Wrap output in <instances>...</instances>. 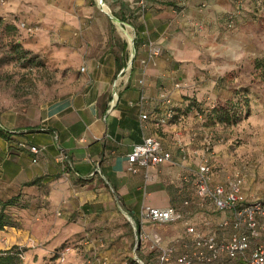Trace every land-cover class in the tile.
<instances>
[{
	"label": "crops",
	"instance_id": "0c3cea01",
	"mask_svg": "<svg viewBox=\"0 0 264 264\" xmlns=\"http://www.w3.org/2000/svg\"><path fill=\"white\" fill-rule=\"evenodd\" d=\"M102 1L95 0L101 13L86 5L61 11L57 27L67 45L77 47L71 49L69 88L32 110L27 122L2 127L10 134L0 135V181L19 188L24 198L32 193L30 200L40 206L35 210L39 216L44 207L54 209L60 201H66L67 209L76 201L86 207V198L96 196L88 190L96 179L107 185L113 198L137 221L144 206L179 205L182 182L178 176L194 168L190 163L193 145L184 146L188 135L180 132V127L186 130L182 125L187 111L194 108L182 96L195 89V72L230 65L219 57L229 58L225 54L229 35L222 26L227 3L208 0L201 7L199 0H144L142 7L138 0ZM105 3L117 20L131 28L134 43L127 80L115 98L110 95L111 82L127 61L126 47L109 32ZM117 30L125 38L124 30ZM147 41L160 50L152 59L146 58ZM80 66L83 71L78 70ZM161 93L170 97L172 118L156 126L153 119L165 110L159 101ZM142 113L146 119H140ZM0 120L6 121L5 117ZM149 135L158 138L171 161L128 173L126 153ZM20 140L41 146L42 151L33 155L17 149ZM185 153L187 160L182 161ZM28 181L32 184L22 185ZM141 227L146 232L156 230L146 220ZM5 229H0V235ZM162 232L164 241L177 234L174 228Z\"/></svg>",
	"mask_w": 264,
	"mask_h": 264
},
{
	"label": "rangeland",
	"instance_id": "374dc122",
	"mask_svg": "<svg viewBox=\"0 0 264 264\" xmlns=\"http://www.w3.org/2000/svg\"><path fill=\"white\" fill-rule=\"evenodd\" d=\"M81 1L0 0V117L6 119L0 120V131L4 132V123L27 122L32 110L69 88L68 74L73 73L71 49L77 47L67 45L57 22L61 11L71 6L100 10L95 0ZM206 1L199 0L200 6L205 7ZM215 1L228 6L222 26L229 35L225 51L229 58L219 57L230 65L195 72V89L182 96L194 108L187 111L182 125L186 130L180 127V132L188 135L183 145H193L190 163L194 168L178 176L182 182L178 194L181 199L192 196L191 173L205 160L211 169V183L223 182L236 173L242 177L248 200H264V66L254 67L255 59H264V0ZM107 8L109 32L124 44L128 60L133 41L129 45L120 35L117 28L121 21H112L108 16L113 15L112 10ZM228 15L231 26L225 28ZM126 27L132 38L131 28ZM212 107L230 110L232 121L214 122L209 118ZM181 160H187V156ZM88 190L96 196L86 198V207H81L84 202L76 201L64 208L66 201L61 198L65 202L60 201L54 209L44 207L39 216L35 210L40 206L30 200L32 193L24 198L19 188L0 181V211L15 223L5 226L0 235L6 240L0 239V250L18 251L17 264H139L133 255L143 264H152L153 257L145 244L134 246L132 225L124 213L130 214L113 198L107 185L96 179ZM194 213L195 221L205 229L225 216L209 205ZM165 228H174L176 236L182 235L181 227L175 224H155L153 231L162 236Z\"/></svg>",
	"mask_w": 264,
	"mask_h": 264
},
{
	"label": "built area",
	"instance_id": "2783aa9c",
	"mask_svg": "<svg viewBox=\"0 0 264 264\" xmlns=\"http://www.w3.org/2000/svg\"><path fill=\"white\" fill-rule=\"evenodd\" d=\"M137 3L142 7L145 4L144 0H138ZM225 21V28H229L230 15ZM120 24L126 27L124 22L121 21ZM121 25L119 29L125 30ZM20 26L23 27L24 24L20 23ZM132 41L133 35L130 37V42ZM159 52L156 45L147 41V59H152ZM144 62L142 59L141 63ZM129 66L130 62L127 60L111 82L112 98L116 97L118 88L126 82ZM83 69L84 67L80 66L78 70ZM159 101L165 106V110L162 116L153 119L156 126L166 124L172 118L168 94L161 93ZM146 118V114L140 115L141 120ZM15 146L33 155L43 148L21 140L17 141ZM58 158L62 161V151H59ZM125 158L126 171L130 174H136L140 168L146 169L171 161L170 153L162 149L160 141L154 135L142 137L140 141L133 143ZM31 160L35 161V157ZM191 174V197L181 199L179 205L144 206L139 212L136 236L138 242L144 243V247L152 255V264H233V261H236V264H264V200H248L243 190L242 177L236 173L223 182L211 183V169L205 160L200 162ZM183 179L185 180V177ZM205 205L225 215L213 227L207 229L199 226L193 215V211ZM143 220L148 221L150 225H179L182 235L164 241L158 232L142 231L140 226Z\"/></svg>",
	"mask_w": 264,
	"mask_h": 264
},
{
	"label": "trees",
	"instance_id": "16d2710c",
	"mask_svg": "<svg viewBox=\"0 0 264 264\" xmlns=\"http://www.w3.org/2000/svg\"><path fill=\"white\" fill-rule=\"evenodd\" d=\"M114 15V14H113ZM134 44V43H133ZM264 66V59L254 60V67L260 68ZM209 118L214 120V122H230L232 121V114L231 111L226 109L225 107H212L209 110ZM235 120V119H234ZM6 132L0 131V135H3ZM32 181H28L23 183L22 185H30ZM10 201L4 202V204H8ZM136 232L138 231V224L136 220H134ZM14 222L12 221L11 217L8 214L2 213L0 211V229L5 226H14ZM18 251H11L10 249L7 250H0V264H17L18 260Z\"/></svg>",
	"mask_w": 264,
	"mask_h": 264
},
{
	"label": "water",
	"instance_id": "95a60500",
	"mask_svg": "<svg viewBox=\"0 0 264 264\" xmlns=\"http://www.w3.org/2000/svg\"><path fill=\"white\" fill-rule=\"evenodd\" d=\"M99 2L101 3H103V1L102 0H99ZM108 16L111 18V20L112 21H116L117 23H119V20H117L114 16H112V15H110V14H108ZM133 48H132V50H131V54H130V56H129V62H130V60L132 59V55H133ZM124 215H125V217H126V219L129 221V223L132 225V229H133V232H134V235H135V239H134V246L136 247V245L139 243L138 242V240H137V236H136V234L138 233V231L136 232V229H135V227H134V225H133V222H132V220H131V217L129 216V215H127L126 213H124ZM136 249V248H135ZM134 256V259H135V261L136 262H138L139 264H141V261L135 256V255H133Z\"/></svg>",
	"mask_w": 264,
	"mask_h": 264
},
{
	"label": "bare ground",
	"instance_id": "6f19581e",
	"mask_svg": "<svg viewBox=\"0 0 264 264\" xmlns=\"http://www.w3.org/2000/svg\"><path fill=\"white\" fill-rule=\"evenodd\" d=\"M124 33H125V39H126V41H127L128 43H130V34H129L127 28H125ZM129 45H130V44H129ZM112 102H114V101H112Z\"/></svg>",
	"mask_w": 264,
	"mask_h": 264
}]
</instances>
